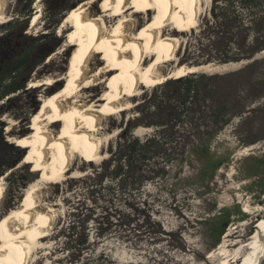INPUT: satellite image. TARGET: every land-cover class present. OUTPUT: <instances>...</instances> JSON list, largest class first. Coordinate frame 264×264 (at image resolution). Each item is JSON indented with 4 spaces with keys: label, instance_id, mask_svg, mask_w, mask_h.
<instances>
[{
    "label": "rangeland",
    "instance_id": "1",
    "mask_svg": "<svg viewBox=\"0 0 264 264\" xmlns=\"http://www.w3.org/2000/svg\"><path fill=\"white\" fill-rule=\"evenodd\" d=\"M7 1L10 20L0 25L2 48L8 50L11 60L21 54L28 63L20 73L2 83V88L12 82L15 86L24 83V87L0 97L1 143L6 142V136L20 137L28 133L32 116L42 105L40 99L61 90L67 83L65 77L60 85L48 92L45 87L29 88L33 79L65 75L72 50H62L67 33L66 30L60 33L59 28L70 8L81 0H34L29 13L31 18L41 10V19L34 30L29 29L31 18L26 22L27 13L22 11L28 0ZM101 5L104 0L96 2L93 9L96 11ZM210 5L211 0H201L197 26L177 35L180 42L175 61L169 69L163 67L165 73L179 64H211L217 68L195 72L205 75L204 78L194 77L201 97L193 104L189 119L175 123L179 125L176 137L156 148L151 161L144 167L159 173L157 178L143 184L141 197L148 201L149 207L145 212L147 224H142L141 216L129 226L119 225L121 220L113 216V223L109 225L99 223L97 219L88 222L85 231L80 226L73 231L68 229L69 212L75 211L85 198L84 188L75 181L99 170L100 162L110 156V151L117 150L129 120L140 118L141 110L154 111L152 88L162 82L147 86L142 81L140 94L132 99L133 106L119 112L120 115L107 116L110 119L103 127L109 139L102 145L103 157L88 163L76 158L73 161L75 169L69 177L45 186L43 204H50L56 210L55 220L49 235L32 251L27 264H214L217 255L208 257L209 253L216 251L227 233L234 234L230 241L245 244L256 231L259 219L256 216L262 212L264 217V52L248 60L250 62L227 64L207 63L191 55L187 58L185 47L189 46L192 53L197 49L196 34L203 19L207 18ZM147 12L151 10L147 9ZM154 12L159 16L163 10L159 5ZM149 13L151 19L154 13ZM171 22L174 24V20ZM168 29L173 30L174 26ZM51 56L54 57L50 60ZM253 60H257L253 67L245 69ZM164 92L171 94L167 88L162 93L158 90L157 99ZM100 93L102 88L96 92L97 95ZM219 110L225 114L222 118L230 119L228 125L215 121ZM10 121L16 126L10 134H5ZM153 132L154 128L140 125L132 128L129 135L143 140ZM181 132L191 135L182 139L179 137ZM5 144L10 150L0 155V179L4 178L0 216L18 205L25 189L38 177V174L33 175L30 165L20 164L27 152ZM165 158H171L166 166ZM112 183L118 184L116 180ZM115 197L116 206L122 210L121 194H115ZM87 205L91 206V203L88 201ZM245 205L250 206V212L244 211ZM85 234L89 242L87 248L68 243L77 235L82 240ZM240 261L241 258L237 263Z\"/></svg>",
    "mask_w": 264,
    "mask_h": 264
},
{
    "label": "bare ground",
    "instance_id": "2",
    "mask_svg": "<svg viewBox=\"0 0 264 264\" xmlns=\"http://www.w3.org/2000/svg\"><path fill=\"white\" fill-rule=\"evenodd\" d=\"M98 1L102 0H81L62 21L59 32L67 33L62 50H72L65 75L32 78L29 88L45 87L48 92L65 77L67 83L40 99L42 105L33 114L28 133L6 136V143L27 152L20 164L30 165L38 177L25 189L18 205L0 216V264H27L32 251L42 245L56 215L50 204H43L45 186L64 180L74 168V159L88 163L101 158L102 145L109 139L103 127L110 119L107 116L129 110L133 97L141 92L142 81L151 86L217 68L211 64H179L166 73L163 70L175 61L180 42L177 35L197 26L201 0H104L95 11ZM7 4V0H0V25L10 20ZM159 5L163 12L156 16L154 9ZM147 9L154 13L151 19ZM40 17L39 9L29 29H37ZM169 26L174 29L166 30ZM101 88L102 93L97 95ZM14 125L13 121L9 123L5 134H10ZM3 180L1 177L0 204ZM244 211L250 212V206L245 205ZM262 215L256 216V231L245 244L230 241L234 236L231 232L224 236L216 251L209 253L208 257L217 255L214 264H236L239 258L242 261L237 264L255 263L264 243Z\"/></svg>",
    "mask_w": 264,
    "mask_h": 264
},
{
    "label": "trees",
    "instance_id": "3",
    "mask_svg": "<svg viewBox=\"0 0 264 264\" xmlns=\"http://www.w3.org/2000/svg\"><path fill=\"white\" fill-rule=\"evenodd\" d=\"M34 0H28L23 12L27 13L26 22L31 18V5ZM197 49L192 53L190 47L186 45L185 54L187 58L195 57L210 62L231 63L254 59L264 51V0H211L207 18H204L198 33L196 34ZM257 60H253L244 68H251ZM27 59L23 55L14 57L6 69L5 79L13 78L16 73H20L27 65ZM197 78H204L205 75L191 73L176 79H168L152 88L153 112L148 113L141 110L142 116L128 121L127 131H125L118 142V148L110 151V156L100 162V168L93 173L75 182L81 183L84 188V201H82L75 211H70L68 229L69 231L80 226L83 231L88 222L97 220L99 223L112 224L111 218L118 216L121 220L119 225L129 226L142 216V224L145 222V213L148 201L141 197L143 194V184L147 180L157 178L158 171L153 169L145 170V166L156 153V148L164 143H168L176 136L175 123L184 122L189 119L193 110V104L201 97V91L196 84ZM24 83L15 86V82L9 84L4 94L15 92L23 88ZM169 89L170 93H163L157 99L158 90ZM147 108V107H146ZM220 110L216 113L217 124L228 125L229 118L224 117ZM148 119H152L148 122ZM146 120V122H143ZM172 123V124H170ZM146 125L154 128L153 134L141 140L138 137L129 135L132 128ZM182 139L191 134L180 133ZM162 139V140H161ZM161 140V142H160ZM171 162V158L164 159L166 166ZM154 173L151 177V174ZM116 180L118 184L112 183ZM115 194H121L123 209L116 206ZM124 197V198H123ZM116 199V200H115ZM91 206L87 205V202ZM144 225V226H145ZM142 227V226H140ZM72 241L71 246L78 244L83 248L89 245L88 236L77 238ZM70 238V237H69Z\"/></svg>",
    "mask_w": 264,
    "mask_h": 264
},
{
    "label": "flooded vegetation",
    "instance_id": "4",
    "mask_svg": "<svg viewBox=\"0 0 264 264\" xmlns=\"http://www.w3.org/2000/svg\"><path fill=\"white\" fill-rule=\"evenodd\" d=\"M2 39L0 38V97L4 94L6 88H2V83L5 80L6 69L9 66L11 58L7 55L8 50L6 48H2ZM6 142H0V155L2 156L6 150H10Z\"/></svg>",
    "mask_w": 264,
    "mask_h": 264
},
{
    "label": "water",
    "instance_id": "5",
    "mask_svg": "<svg viewBox=\"0 0 264 264\" xmlns=\"http://www.w3.org/2000/svg\"><path fill=\"white\" fill-rule=\"evenodd\" d=\"M254 264H264V243H263L262 252L257 256Z\"/></svg>",
    "mask_w": 264,
    "mask_h": 264
}]
</instances>
